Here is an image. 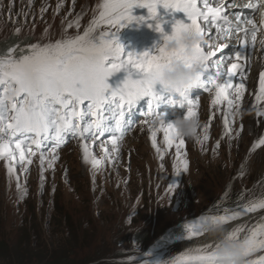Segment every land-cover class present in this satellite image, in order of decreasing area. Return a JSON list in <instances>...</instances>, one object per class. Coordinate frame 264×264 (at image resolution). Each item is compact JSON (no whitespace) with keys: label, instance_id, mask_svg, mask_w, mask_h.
I'll use <instances>...</instances> for the list:
<instances>
[{"label":"rangeland","instance_id":"obj_1","mask_svg":"<svg viewBox=\"0 0 264 264\" xmlns=\"http://www.w3.org/2000/svg\"><path fill=\"white\" fill-rule=\"evenodd\" d=\"M102 3L103 0H0V51H4L9 39L16 41L11 49H16L18 56L20 49L26 50L32 44L55 43L83 35L98 17ZM42 7L45 8L43 12ZM132 15L144 17L145 22H134L121 28L118 34L121 46L131 41L130 34L136 33L137 29L150 40L163 37L164 32L159 33L154 27L161 19L148 20V15L139 8H133ZM69 24H72L71 28ZM210 35L216 38L214 30ZM232 43L234 40L230 46ZM250 68L251 63L243 78L238 76L234 83L241 79L245 82ZM257 72L252 76L253 83ZM213 96L198 98V115L204 127L208 126L209 139L202 144L185 140L182 152L187 153V171L177 161L175 148H166L160 132L157 144L164 158L158 157L150 139L152 118H148L149 124L142 119L135 120L136 128L132 127L119 141L118 154H106L105 149L110 150L111 144L102 140H73L57 150L46 149L43 166L40 153L31 157L32 164L27 165V171L17 164L16 175L21 191L27 190L22 198L16 178L9 179L5 162L0 160V237L5 244L3 249L18 245L24 249L29 243L30 248L26 247L24 251L31 255L19 254L29 260L40 254L44 245L52 247L58 238L60 220L57 211L62 210L76 212L83 219V241L86 245L92 243L94 250L91 253L102 250L111 254L101 261L166 264L184 252L186 242L178 244L177 241L201 236L187 237V223L201 216L224 215L228 206L231 210H238L251 200L264 198V144H259L264 140V123L260 135L254 137L248 131L244 138H239L242 139L240 147H234L235 117H232L231 125L227 122L226 127L227 103L213 106ZM232 98L237 104L234 95ZM161 114L166 117L165 123H171L177 117H184V110ZM84 143L89 145L92 157L101 162L99 165L93 166L91 158L87 162L84 160ZM53 156L57 158L49 168ZM177 167H180L179 172ZM263 212L264 209H258L246 216ZM244 227L241 238L249 228L255 227V223ZM145 241L148 243L143 246ZM5 250L0 253V264H19L18 256L13 253L8 256L10 259L4 258ZM85 253L88 254L84 252L83 257Z\"/></svg>","mask_w":264,"mask_h":264},{"label":"snow or ice","instance_id":"obj_2","mask_svg":"<svg viewBox=\"0 0 264 264\" xmlns=\"http://www.w3.org/2000/svg\"><path fill=\"white\" fill-rule=\"evenodd\" d=\"M159 7L184 13L188 22L176 21L172 34L163 35V43L158 46L155 54L131 52L125 56L124 49L118 42L119 30L134 22H145L144 17L133 16L132 9L146 8L149 13L147 19L157 20ZM225 7L227 5L213 6L210 0H103L98 17L93 19L83 35L67 37L55 43L32 44L26 50L20 49L21 54L18 56L15 54L16 49H10L0 55V160L5 162L9 179L16 178L21 198L26 195L27 190L21 191L16 165H21L22 169L27 171V165L32 164L31 157L40 152V163L43 166L45 156L42 148L48 141H54V147L58 148L69 136H79L82 140L94 142L107 134L111 149L106 148V154H118L119 141L133 125L126 120V114L139 100L150 98L148 110L143 113L146 124H149L148 117L161 115L157 108L163 98H159L147 86V76L163 63L179 56L180 50L170 53L164 46V42L169 38L180 40L183 33H188L194 38H203V42L194 44L198 54L195 67L200 76L196 89L214 92L211 100L213 106L226 102L229 113L237 107L232 96H235L236 101L241 100L245 84L241 79L233 87V81L237 76L243 78L247 69L242 67L240 61L247 60L248 57L238 53L235 55L236 62H232L231 57L222 59L221 56L229 43L217 44L213 35L208 33L213 29L217 38L225 40L243 33L239 46L248 48V25L253 24L254 18L248 19L243 26H238L240 16L230 18V13L223 12ZM248 9L257 14L258 9ZM41 11H45V8L42 7ZM76 23L78 27L79 21ZM68 27L71 28L72 24ZM102 27L104 30L98 32L97 29ZM155 30L163 32L159 22L156 23ZM227 64H230V67H227L225 72L223 68ZM210 69H215L214 75H208ZM121 70L127 73L126 79L121 86L110 89L106 82L108 77ZM222 76L227 77L223 82ZM259 91L257 101L264 100V72L259 75ZM166 103L184 109L185 118L193 115L199 117L198 97L194 100L189 96L169 97ZM149 131L152 147L158 157L161 160L164 158L157 144V134L160 132L163 133L166 148H175L177 161L183 170L187 171V153L182 152L185 140L173 138L171 123L161 124L158 129L149 124ZM208 139L206 125L203 140L198 143L202 144ZM259 144H264V140L259 141ZM82 148L86 162L91 158L93 166L101 163L92 157L87 143H84ZM56 158L53 156L49 161V168L53 166ZM176 171L179 172L180 167H177ZM258 209H264V198L251 200L238 210L224 209V215L212 217H218L227 224L244 212ZM208 217L201 216L187 223L186 236L191 238L203 235L198 226ZM243 232L245 227L241 226L233 230L231 235L243 241L248 264H264V255L255 260L251 259L254 253L264 251V223L249 228L241 239L240 234ZM208 247L210 246L206 245L194 251L183 252L172 257L166 264H211L212 257L207 251Z\"/></svg>","mask_w":264,"mask_h":264},{"label":"clouds","instance_id":"obj_3","mask_svg":"<svg viewBox=\"0 0 264 264\" xmlns=\"http://www.w3.org/2000/svg\"><path fill=\"white\" fill-rule=\"evenodd\" d=\"M233 6L258 9L253 24L248 25L247 39L252 45L264 49V0H255V2L254 0H236ZM196 42H203V38H194L188 33H183L180 40L173 37L164 42L168 52L180 50V53L178 57H173L169 62L163 63L147 76V86L159 98H163L164 94L177 98L188 97L198 86L200 76L195 67L198 63L196 59L198 54L194 49ZM157 86H159V92L156 91ZM165 119V115L161 114L152 118L150 124L158 129L161 124H167ZM171 125L172 136L176 140L198 142L205 135L204 124L195 115L188 118L177 117ZM198 227L199 231L208 238L207 245L210 247L207 251L212 257L211 264H248L243 241L233 238L232 231L220 218L209 216Z\"/></svg>","mask_w":264,"mask_h":264},{"label":"bare ground","instance_id":"obj_4","mask_svg":"<svg viewBox=\"0 0 264 264\" xmlns=\"http://www.w3.org/2000/svg\"><path fill=\"white\" fill-rule=\"evenodd\" d=\"M210 2L213 4V6H217V4L227 5V7H225L223 9V12L230 13L231 14L230 18H232V19L235 18V15H239L240 20L237 22L238 26H243L244 24H246L248 19L244 20L245 17L253 12L252 9L243 8V7H241V8L240 7H234L233 5L235 4L236 0H210ZM156 23L154 24V27L156 26ZM159 23L161 24L164 35H171L172 34L173 27H174V25L170 26V24H172V22L159 21ZM140 28H142V27H140ZM99 30L102 31V30H104V28L102 27ZM211 32H213V29H210L208 34H210ZM159 33H161V32H159ZM242 37H243V33H240L238 35H233L230 39H227V40H225L224 38L213 37L214 42L217 44H221V43H225V42L229 43V46L224 50V53L221 56L222 59H227V58L231 57L232 62H236L235 61V55L239 53V54L246 55L248 57L247 60L242 59L240 61L243 68L248 67L249 64L251 63L250 74H249V76H247L248 78H246L247 80L245 82L243 80V82L245 84V91H244L243 97L239 101L235 100L238 104V108H237V110H233V111L231 110V112L228 113L225 117L228 124H230V125L233 122L232 117H235V120H236V126L234 127L235 143L233 142L234 145L232 144L234 147H240V145L242 143V139L240 140L239 138H244V136L246 135V133L248 131H251L252 135L254 137L260 135L261 134V125H262V123H264V100L257 101V99H256V97L258 95H260L259 75H260V73H262V70L264 69V49H261L259 46H253L250 42H249L248 48H241L239 46V43H240V38H242ZM233 40H234V43H232V45L230 46L231 41H233ZM157 42L158 43L160 42V44H162V41H157ZM154 44H156V43H154ZM218 55H219V53H218ZM227 67H230V64H227V66L223 68V71L226 72ZM256 72L258 74L257 79L253 83L252 76H253V74L256 75ZM237 77L234 79L233 83L236 81ZM224 78L225 77H221V80H223ZM234 86H235V83H234ZM142 120H144V119L142 118ZM228 131H229V129H228ZM246 141H248V140H246ZM106 143H108V142H106ZM108 144H111V143H108ZM108 144H106V145H108ZM245 146H247V145H245ZM249 223L250 224L255 223V226L258 224L264 223V212L261 214L259 213L257 215H250L246 219H242V220L240 219V220L235 221V222L227 223L228 224L227 227L231 231H233L236 228L241 227V226H246ZM244 235H246V234H243V236ZM241 239H243V237ZM190 240L191 239H189L185 243L184 252H187L190 250L194 251L195 249L204 247L209 243L207 236L204 234L201 235L200 237L194 238L191 241Z\"/></svg>","mask_w":264,"mask_h":264},{"label":"trees","instance_id":"obj_5","mask_svg":"<svg viewBox=\"0 0 264 264\" xmlns=\"http://www.w3.org/2000/svg\"><path fill=\"white\" fill-rule=\"evenodd\" d=\"M16 44L14 39H9L4 46V51H0V55L7 53L11 48H13ZM8 47V48H6ZM57 216L59 217V223L57 225L58 229V238L57 242L51 247L48 244L42 247V252L36 257L31 258L29 260L25 259L22 255V258L19 257V254H27L29 257L31 254L26 250L30 248V244L28 243L24 249H21V246L13 248H7L6 250L3 249L5 246L3 240L0 237V253L4 252V258L10 259L11 253L18 256V263L19 264H111L104 261H101L111 254H107L104 251H98L97 253H91L93 249L92 243L86 245L83 241L84 238V221L80 216L74 213H66L62 210L57 211ZM194 239V238H193ZM191 239V240H193ZM68 240V242H66ZM189 240V239H188ZM188 240L182 239L177 241L176 243L181 244L185 243ZM148 242H144L143 246H145ZM49 246V247H48ZM49 251H47V248ZM55 250V252L53 251ZM84 252L85 256L83 257L82 254ZM30 254V255H29ZM2 256V257H3ZM112 257V256H111ZM118 264V263H113Z\"/></svg>","mask_w":264,"mask_h":264}]
</instances>
